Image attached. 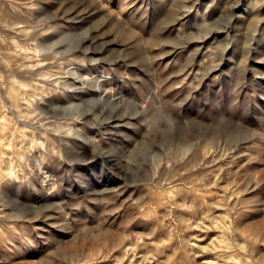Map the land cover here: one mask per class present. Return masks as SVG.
Returning <instances> with one entry per match:
<instances>
[{
    "label": "rangeland",
    "instance_id": "374dc122",
    "mask_svg": "<svg viewBox=\"0 0 264 264\" xmlns=\"http://www.w3.org/2000/svg\"><path fill=\"white\" fill-rule=\"evenodd\" d=\"M0 264H264V0H0Z\"/></svg>",
    "mask_w": 264,
    "mask_h": 264
},
{
    "label": "bare ground",
    "instance_id": "6f19581e",
    "mask_svg": "<svg viewBox=\"0 0 264 264\" xmlns=\"http://www.w3.org/2000/svg\"><path fill=\"white\" fill-rule=\"evenodd\" d=\"M121 35H123L122 33H121ZM123 36H125V33H124V35Z\"/></svg>",
    "mask_w": 264,
    "mask_h": 264
}]
</instances>
